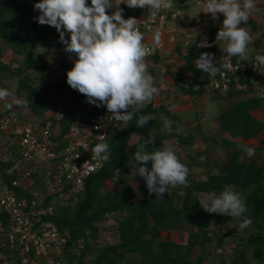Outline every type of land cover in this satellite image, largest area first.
Wrapping results in <instances>:
<instances>
[{"label":"trees","instance_id":"16d2710c","mask_svg":"<svg viewBox=\"0 0 264 264\" xmlns=\"http://www.w3.org/2000/svg\"><path fill=\"white\" fill-rule=\"evenodd\" d=\"M176 1L184 3L187 0ZM39 2L40 0H0V43L21 58L20 67L13 69L10 64L3 62V50L0 47V74L8 73L11 78H19L18 95L25 93L26 108L35 116L42 117L57 108V103L53 99L54 92L62 91L69 85L67 81L58 84L51 72L52 62L30 50L51 39L60 42L59 33L53 26L40 25L37 22L36 17L40 12L34 10L33 6ZM87 4L91 6V0H87ZM182 6L185 8L187 4ZM122 9L124 19L129 17L139 19L143 13V9L138 8L123 6ZM106 12L109 15L113 14L111 9ZM261 14L264 18V11ZM65 37H70V33L65 31ZM259 38L258 43L261 44L264 34H260ZM204 52L215 56L219 52V46L213 44L211 48L204 50L197 48L194 41L188 45L185 55L182 56L185 67L198 85L196 89L183 86L181 73H170L174 79V86L181 95L194 99L205 93L210 75L196 68V59ZM238 59L239 57L233 56L232 62L236 63ZM237 84L245 87L238 89ZM227 97L243 98H239L236 104L218 116L216 123L220 134L242 142L257 139L264 132V120L259 118L264 109V98L257 97L252 85L242 79L233 80ZM83 111L82 106L76 105L74 111L69 112L58 122L53 121L52 125L58 124L61 135H66L72 124L82 117ZM161 113L180 126L181 119L172 114L168 106H154L152 102L141 107L132 121L111 127L103 142L110 146L109 159L104 167L88 178L81 191L70 196L64 205L55 210L53 216L45 218L44 221L55 225L60 232L68 233L72 241H84L85 247L76 264H124L131 256L139 258L138 264H206L208 255L206 246L212 243L214 238L218 240L220 246L223 245L220 235L211 232V221L227 222L235 219L229 215L206 212L200 207L199 195L211 191L219 195L224 185H232L235 192L248 191L245 196L248 211L244 217L251 218L252 224L246 227L247 243L252 249V258L263 263L264 163L259 165L255 161L242 162L239 149L230 153L227 160L219 166L218 173L209 175L206 180L183 188L169 187L168 193L163 194V199L156 198L155 193L149 195L147 189L146 198L142 203L135 204L137 195L135 188L130 184L131 169L128 162L134 160L140 136L148 139L149 133L155 135L154 144L147 148L149 152L165 147L169 141L176 142L179 147H189L196 140V136L192 134L182 132L177 135L175 124L173 132L161 131L163 128V121L159 118ZM150 114L155 115L156 119L148 121L143 128H138L136 119L140 115ZM134 137H137V141L133 143ZM227 140L225 138L222 141ZM259 145L264 146V140L260 141ZM10 153L11 157L6 162L0 161L2 185L8 188H12V183L16 180L17 172L14 167L20 159L14 149ZM151 163L148 162L149 169ZM115 179L119 180L120 188L108 189L106 182ZM187 179L191 180L189 176ZM144 183L146 184L145 181ZM14 190L19 195L22 194L20 190L16 188ZM178 193H182L179 204ZM26 196L28 199L31 198L30 194ZM113 214L122 215L117 225L119 242L98 247L100 224ZM6 219L0 214V221ZM238 220L242 223L243 217ZM183 229L192 230L186 243H178L169 237L162 238L164 231L173 233ZM195 248H201L203 252L194 258ZM222 264L252 263L245 251H237L230 263L224 261Z\"/></svg>","mask_w":264,"mask_h":264},{"label":"clouds","instance_id":"9594fccd","mask_svg":"<svg viewBox=\"0 0 264 264\" xmlns=\"http://www.w3.org/2000/svg\"><path fill=\"white\" fill-rule=\"evenodd\" d=\"M121 3L129 8H147L153 22L161 10L173 7L172 0H91V6H88L87 0H40L33 7L40 12L37 22L53 26L59 33L60 42L65 45L64 51L78 57L66 73L67 84L84 94L87 103L97 108L106 106L111 113L110 119L127 123L134 119L142 105L150 103L159 92L153 76L148 73L146 57L162 44L163 33L160 28L153 31V47L149 48L143 42L145 37L138 28L136 18L124 19L123 9L118 7L113 14H107L106 10ZM202 7V12L211 13L213 18L218 13L225 17L222 29L216 35V41L226 42L223 51L229 56L247 59V46L252 37L241 24L247 23L250 13L257 9L254 0H206ZM65 31L70 33V40L65 38ZM197 46L210 45L205 38ZM255 61L264 65V55H257ZM196 68L215 76L222 66H215L214 54L204 52L196 59ZM11 96L9 90L0 89V100ZM14 103L27 106L19 99ZM12 106V103L5 104L7 109ZM159 118L163 121L161 131L171 133L175 124L176 134H182L183 129L176 121L168 119L163 113L159 114ZM155 119V115H140L136 126L143 128L148 121ZM155 140L153 133H149L148 139L140 136L134 160L128 163L132 178L139 175L146 182L149 195L155 193L156 198L163 199L170 186H188L189 169L178 159L172 147L147 151ZM109 148L108 143L96 144L92 150L94 157L107 161L109 157L105 153ZM150 161L149 169L147 165ZM203 196V200H198L206 212L232 218L243 217L240 229L252 224L251 218L244 217L248 209L241 195L234 191V186L224 185L219 195L211 191Z\"/></svg>","mask_w":264,"mask_h":264},{"label":"built area","instance_id":"2783aa9c","mask_svg":"<svg viewBox=\"0 0 264 264\" xmlns=\"http://www.w3.org/2000/svg\"><path fill=\"white\" fill-rule=\"evenodd\" d=\"M172 3L171 9L161 10L155 22L151 21L148 11L137 19L138 28L145 37L143 42L149 48L153 44L146 37L156 28L163 30L169 26V17L174 12ZM205 38L210 46L198 47ZM195 44L199 49L211 48L209 32L199 34ZM257 55H264V52L233 63V56L217 53L215 66H222V69L209 77L207 88L227 95L233 80L242 79L252 85L257 97L264 98V65L255 61ZM155 56L156 49L146 57L150 75ZM73 66L70 64L66 73ZM243 87L236 85L238 89ZM53 99L57 108L42 117L28 109L0 114V136H8L20 157L14 167L17 175L12 188L0 184V214L7 218L0 221V264H76L85 247L83 240L72 241L68 233L60 232L44 219L53 216L70 196L83 189L88 178L104 167L107 161L95 158L92 150L96 144L105 142L111 127L123 122L110 119L111 113L106 106L97 108L87 103L84 94L69 86L55 91ZM152 102L153 99L141 107ZM76 105L84 108L83 115L66 135H61L59 125L53 126V121L58 122L74 111ZM51 113L55 116L48 117L45 122V116ZM105 155L109 157L108 152ZM15 188L22 194L16 193Z\"/></svg>","mask_w":264,"mask_h":264},{"label":"rangeland","instance_id":"374dc122","mask_svg":"<svg viewBox=\"0 0 264 264\" xmlns=\"http://www.w3.org/2000/svg\"><path fill=\"white\" fill-rule=\"evenodd\" d=\"M192 1L190 0L189 2L191 5L194 6L195 3ZM256 5H257V9L254 11L255 13L258 12L260 13L261 9H264V0L262 1L260 0ZM193 8H194L193 10L191 9L188 11L189 15H187L186 18L188 26L195 27V25L196 26L198 25V27L201 28L202 25H204L207 27L208 24L204 23L206 21L205 18L204 19L201 18L202 16L200 13L203 11L202 8L199 9L198 6L196 5ZM189 19L190 21H188ZM65 38L70 40V37H65ZM0 47L3 50V62L6 64H10L13 69L20 67L21 58L14 55L13 52L9 48L4 46L2 43H0ZM64 48H65L64 44H62L61 42H57L56 39H51L47 42H43L39 44L37 47H32L30 49L31 51H34L37 55H40L41 57L52 62L53 68L51 72L58 84L61 83L62 81H67L65 69L68 68V66L78 58L74 53L73 54L66 53L64 51ZM63 64H65V66H63ZM188 82L189 84H192L195 88H197V86L194 84L192 80H189ZM18 87H19V78H11L8 73L0 74V89H7L12 93V96L9 97L7 100H0V114L10 110L18 112L27 109L26 107H21L14 103L16 99H19L25 102L27 105L26 95L25 93H23L19 96L17 93ZM207 89L210 92L207 91L204 93L203 96L195 98L193 101H190L191 104L190 107H187L188 109L185 108V111L183 110L179 112L175 111V113H177V115L180 116L178 117L181 118L180 127L183 130H186L187 133L188 132L192 133L194 130H196V134L198 133L197 129L196 128L194 129L193 126L195 122L200 120V118L201 119L203 118L208 122L209 125L204 126V128L202 129V133H204V136L207 137L206 139L209 145L213 146L214 144H217L218 147L221 146V148L216 149L217 151L215 152L213 151L214 154L212 153V156H210L212 160L209 159L210 163L211 161L216 162V166L219 168L220 164L224 163L229 155L228 152L229 149L228 151L226 149L224 150L222 144H225V142L227 143V141H231V139L227 135L224 136L220 134L218 125L216 126L214 119L219 113L226 110L229 104L233 106L234 104H236L239 98H243V97L230 98L227 97V95H224L225 99L223 98L216 99L213 98L212 96L214 92H212L209 88ZM180 99H182L181 101H183L185 97L182 98L179 97V100L177 101V99L174 96H172L169 99V101L174 105H178ZM6 103H12L13 105L12 108L7 109L5 107ZM51 116L54 117L55 115L52 113L46 115L45 122L48 121V117ZM259 118L261 120H264V109L261 111ZM124 123L125 122L121 124L124 125ZM198 135L201 134L198 133ZM7 137L0 136V161H5V162L11 157L10 152L13 151L14 148L12 144H10V142L8 141L9 138ZM225 138L228 140L223 142L222 140ZM262 140H264V132L257 139H252L249 142H242L240 140H235L234 141L235 144L233 145L232 143L229 146L236 147L237 149H239V151L241 152L242 162L250 163L251 161H255L257 164L261 165L262 163H264V146L259 145L260 141ZM212 141L214 144L212 143ZM197 144L198 145L191 146V148L188 149V151L181 153L186 163V166L189 169L188 176L191 179L188 183L189 186H193L194 183L204 180L205 177L209 176L210 171L216 174L218 170V169L215 170L213 166L212 168L211 167L206 168L203 166L196 165V163L200 161H205L203 159H198L199 155L197 153L202 151L204 147L200 143ZM245 144L249 145V147H246ZM232 149L233 148H231L230 150ZM0 184H2L1 173H0ZM130 184L133 188L136 189L137 197L135 200V204H140L146 197L147 186L144 183V180L139 175H136L133 178L131 176ZM181 186L182 185H177L176 187H171V186L170 187L176 189ZM107 187L120 188L119 180L115 179L108 181ZM247 192H248L247 190L243 192H237L241 195L244 202ZM181 198H182V193H178L177 204H179ZM199 198L200 200H203L204 196L199 195ZM67 201H65L64 204ZM121 217H122L121 214H113L108 216L104 221L101 222L100 224L101 232L97 240L98 247L113 245L117 242V237H118L117 225L118 222L121 220ZM234 219L235 220H231L227 222L215 221V220L211 221L210 230L214 234L220 235V239L223 242V245L220 246L218 240L214 238L212 243L206 246V251L208 254L206 257V264H222L224 261L230 263L233 259L234 253L237 251L238 252L245 251L252 264H264V262L261 263L252 258V249L248 247V243H247L248 236L246 229L248 228L240 229L239 227L240 221L238 220V218H234ZM191 231L192 230L189 229L178 230L173 233L164 231L162 234V238L165 239L166 237H169L178 243H186L189 234L192 233ZM263 235H264V231H263ZM202 252L203 250L201 248H195L193 251L194 258L198 255H201ZM138 262H139L138 257L131 256L124 264H138Z\"/></svg>","mask_w":264,"mask_h":264},{"label":"crops","instance_id":"0c3cea01","mask_svg":"<svg viewBox=\"0 0 264 264\" xmlns=\"http://www.w3.org/2000/svg\"><path fill=\"white\" fill-rule=\"evenodd\" d=\"M189 1L190 0H187L184 3H180L179 1L174 0V12L169 17V26L166 29L161 30L163 33L162 44L159 47H156V56L153 60V69L151 72V75L154 77V79L156 81L155 85L159 89L158 94H156V96L153 98L154 106L166 105L168 107H171L172 108L171 113L174 115H177V113H175V111H177V112L183 111V110L185 111V108L190 107V104H191L190 101H193L195 99V98L193 99L189 96H183V95L180 96L181 93L174 86V79L172 78V76L170 74V73H173V74L181 73L182 78H183V83H182L183 86L193 87L194 89H196L192 84H189V82H188L189 80H192L194 82V80L192 78L190 71L185 67L184 61L182 59V56L185 55V52L188 48V45L191 42H194L197 39L199 34L209 32V34L211 36L212 43L219 46V52L218 53L227 54L226 52L223 51V49L226 47V42L216 41L217 32L222 29L223 20L225 18L224 15L221 13H218L216 18H213L211 13L201 12L200 13L202 16L201 18H203V19L205 18L206 21L204 23L208 24L207 27L204 25H202L201 28L198 27V25L197 26L195 25V27H193V26L190 27V26H188L187 19H186L187 15H189L188 11L191 9L193 10L194 9L193 7L195 5L198 6L199 9L202 8V10H204L202 5L204 3H206V0H198V1H196V0L192 1L191 0L192 2L195 3L194 6L191 5ZM259 1L260 0H254V3L257 4ZM184 4H187V6L185 8L182 6ZM123 6H127V5L123 4V3H121L120 6L114 5L113 8H111V10H112V12H114V11H116L117 7L122 9ZM138 9H141V8H138ZM147 11H148L147 8L143 9L142 14L146 13ZM262 11H264V9H261L260 13L259 12L255 13V11L251 12L250 17H249V21L247 23L241 24V27H244L252 37L250 43L247 46V58H250L254 54L264 52V40L261 44L258 43L260 40L259 35L264 34V18L261 14ZM188 21H190V19ZM256 34L257 35L259 34L258 37ZM152 35H153V33L149 34L146 37V40L151 44H153ZM239 59H244V58L239 57ZM194 84L198 87L196 82H194ZM207 91H209V90L206 89L205 92H207ZM172 96H174L177 99V101L179 100V97H181V98L185 97V99L183 101H181L182 99H180V102H178V105H174L173 103H171L169 101V99ZM212 96H213V98H216V99H218V98L225 99L224 95H219V94L214 93V94H212ZM175 104H177V103H175ZM229 106L232 107L231 104H229L227 106V109H229ZM226 110H224V111H226ZM221 113H219L215 117V119H214L215 123L217 121L218 116ZM177 116H179V115H177ZM206 125H209L208 122L205 119L200 118L199 121L194 123L193 127H194V129L196 128L198 133H200L201 135H198V133L196 134V130H194L192 133H189V132L187 133L186 130H183V132L185 134H192V135L196 136V140L194 141V143L191 146L198 145L197 143H200L204 147V149L202 151L198 152L197 154L199 155L198 159L203 158V160H205V161H200V162L196 163V165L197 166H203L206 168H208V167L212 168V166H213V168H215V170H216V169H219L216 166V162L211 161V163H210L209 159L212 160V158L210 156H212L213 151L214 152L217 151L216 149L221 148V146L218 147L217 144L213 143V141H212V143L214 145L213 146L209 145V143L207 142V139H206L207 137H205L204 133H202V129ZM216 126H217V123H216ZM136 141H137V137H134L133 143ZM234 141L235 140H233V141L231 140V141H227V143L225 142V144H222V147L224 148V150L226 149L228 151V149H229V151H228L229 154L236 151V149H237L236 147H230L229 146L232 143L234 145L235 144ZM169 145L175 151V154L177 155L178 159L184 165H186L181 153L188 151V149H190L191 146L179 147L178 144L174 141H169L166 143L167 147H169ZM245 146L249 147V145H247V144H245ZM216 147H218V148H216ZM231 148H233V149L230 150ZM222 164H220V166ZM217 173H218V170H217L216 174ZM211 174H215V173H212L210 171L209 175H211ZM206 179H207V177L204 178V180H206ZM107 182H106V186H107ZM183 187L181 186L179 188H183ZM108 189H112V188H108ZM146 196H147V194H146ZM118 242H119V240L117 237L116 243H118Z\"/></svg>","mask_w":264,"mask_h":264}]
</instances>
